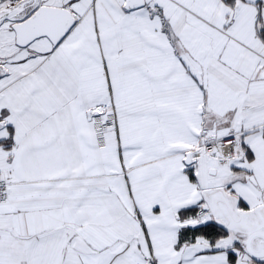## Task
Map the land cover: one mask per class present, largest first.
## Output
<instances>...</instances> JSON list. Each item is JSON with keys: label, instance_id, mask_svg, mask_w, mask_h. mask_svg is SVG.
<instances>
[{"label": "snow or ice", "instance_id": "obj_1", "mask_svg": "<svg viewBox=\"0 0 264 264\" xmlns=\"http://www.w3.org/2000/svg\"><path fill=\"white\" fill-rule=\"evenodd\" d=\"M0 264H264V0H0Z\"/></svg>", "mask_w": 264, "mask_h": 264}]
</instances>
